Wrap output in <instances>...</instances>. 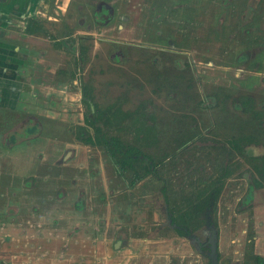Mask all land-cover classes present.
<instances>
[{
	"label": "rangeland",
	"instance_id": "rangeland-1",
	"mask_svg": "<svg viewBox=\"0 0 264 264\" xmlns=\"http://www.w3.org/2000/svg\"><path fill=\"white\" fill-rule=\"evenodd\" d=\"M100 1L117 7L116 18L105 26L92 19ZM131 1L134 8L128 10L123 0H78L75 40L70 37L52 47L37 35L40 39L10 43V48L19 44L27 52L61 48L62 53L46 59V66L49 62L51 68L69 72L78 66L90 105L82 104L79 83L65 86L47 76L19 81L25 104L29 102L24 114L0 112L2 137L15 126L22 131L27 119L42 130L35 143L21 141L19 151L33 147L28 160L15 161L24 159L26 151H9L0 161V217H7L0 235L9 245L0 250V264H11L14 255L18 264H135L134 256L145 247L162 252L143 255L142 264H202L199 240H171L176 233L167 227L168 218L194 231L204 220L202 209L211 203L219 264H254L248 251L255 233L252 222L236 208L261 167L255 160H264V125L235 111L232 98H256L264 124V96L260 99L252 89L264 86V0ZM138 6L145 8L143 14ZM120 15L130 18L121 28ZM70 18L72 27L59 34L52 30L57 38L77 29L75 14ZM243 85L248 86L245 91L239 87ZM86 118L96 122L94 127ZM80 126L89 128L91 137L98 128L103 136L136 148L141 162L121 176L102 146L78 141L85 137L83 130L78 134ZM65 150H73L72 155L59 165ZM13 163L19 171L10 168ZM25 168L31 171L21 170ZM136 176L143 178L129 187ZM263 194L261 188L259 196ZM10 211L25 222H12ZM45 226L48 235L39 232ZM261 229L255 230L259 238ZM81 240L87 250L79 249ZM177 244L184 246L175 255ZM10 246L17 248L15 254ZM181 256L189 258L181 262Z\"/></svg>",
	"mask_w": 264,
	"mask_h": 264
},
{
	"label": "flooded vegetation",
	"instance_id": "flooded-vegetation-1",
	"mask_svg": "<svg viewBox=\"0 0 264 264\" xmlns=\"http://www.w3.org/2000/svg\"><path fill=\"white\" fill-rule=\"evenodd\" d=\"M49 1V5L48 7L50 8L51 6V2L52 4H54L55 0H48ZM71 3V2H70ZM70 3L69 5L65 8V10L63 12L59 11V20L61 21V25L64 24L65 28L66 27H72L71 25H69V21H71L70 16L75 14V28H77L76 30H74V33L72 35H66L65 38H61V37H56L57 34H53L52 30L50 29V32L48 33V35L46 34L45 31H43V33H39V36L42 38H46L49 41H65L67 38L73 37L74 40L77 37L78 38V0L75 1V6L72 9L70 7ZM134 1L131 0H123L122 6L125 7V9H132L133 7ZM151 4V2H150ZM157 5H159V3H156ZM71 8V9H70ZM70 9V12H69ZM61 10V9H60ZM116 10L117 7L115 8V6H113L112 4H109L106 1H100L96 8L94 9V13L92 19L95 20L94 22H97L98 25H108L110 22L113 21L114 18H116ZM138 10L139 12H141L143 14L145 8L143 6H138ZM52 13L54 14L55 7L52 8ZM42 13L45 14L44 10L42 11ZM49 11L47 12V14H45L44 17H41V15L38 16H29L26 18V20L28 19V25L29 24H41L40 22L44 23V25L46 27H48V25L45 23L47 21H50L47 19V16H49ZM69 14V17H68ZM40 18V19H37ZM119 19L121 20L120 24H119V28L126 26L128 23H130V18L129 16H124V15H120ZM150 18H145V20H149ZM3 30V29H2ZM59 34V32H58ZM0 37H3L0 35ZM56 37V38H53ZM82 38V36H81ZM45 40V39H44ZM26 46V45H24ZM15 47V46H14ZM19 48V51L16 53L14 52L13 54L10 53V50H8L7 53H5V55H2V64L4 63V65L0 66V112H16V113H20V115L25 111V107L28 105L29 102H27L25 104V99L23 93H22V82L23 79L22 78H26L25 80L30 81L33 78H37L38 80H45V78H47V76L49 78H51L52 80L56 79L59 83L63 84L66 86V84H68V82H72L73 80L75 81V87L78 86V83L80 84V100L82 102V104L84 105L85 102L86 104L90 105V101L87 98H84L83 95V91H84V85H82L80 82L82 81L81 75H80V69L76 68V72L72 71L69 72L66 69H61L57 66V68L53 69L51 68V66H46L45 63H41L38 64L34 67V63H36V58L40 55V54H44L45 51H36L33 50V48L30 49L29 53L31 55H24L21 53L23 50L20 49L19 44H17V46ZM27 49V47L25 48ZM24 49V50H25ZM35 52V53H34ZM33 53L36 55L34 56ZM23 55V56H22ZM1 56V55H0ZM76 60L78 62V59L80 57V54L78 56V53H76L75 55ZM35 62H34V60ZM27 61H26V60ZM74 65V64H73ZM26 68V69H25ZM30 79V80H29ZM19 81H22L21 83H19ZM55 81V80H54ZM264 81V80H263ZM262 85H264V83H262ZM72 86V85H71ZM244 87L239 86L242 90L245 91V87H248L247 85H243ZM74 87V86H73ZM248 89V88H247ZM252 89H255V91H257V95L259 96V98L261 99V96H264V86H252ZM33 98V97H32ZM263 98V97H262ZM256 98H253L252 96L249 95H236L234 98H232V107L234 108L235 111H238L239 113L249 116V119L251 122H253L254 120H257L258 124L257 126H263V121L260 119L262 118L263 114L261 113L262 111H258L260 109V106L258 105V102L255 100ZM20 103V105H19ZM257 105V106H256ZM256 106V108H255ZM21 108V112L17 109V108ZM263 107V106H262ZM14 114V113H13ZM15 115V114H14ZM19 115V114H18ZM254 119V120H253ZM23 124V129L22 131H20V127H16L11 129L10 131L8 130V133L5 137L0 136V161L3 159H6V152L11 151L14 154H21L22 152L26 151V153H24V159H22L21 157H16L15 161H20V160H28V158L32 155V153L29 151L30 149H32L33 147H24L21 151H19V146H21V141L25 140L26 141V145H28V142L31 143H35L38 139V135L41 133V127L40 124L36 121H34L33 119H27L22 121ZM89 126V125H88ZM87 126V127H88ZM0 130H2L3 125H0ZM84 127L80 126L79 130H78V134H81V130ZM89 128H84L83 132H85L84 134V138L82 139V136L78 137V141L83 143L85 146L89 145V146H100L98 144H96V140H95V136H92V143H86V141H83L86 137L90 136V133L88 131ZM2 132V131H1ZM45 139H48L47 137H45ZM23 141V142H25ZM49 150V149H48ZM17 151V152H16ZM72 151L73 150H65L59 159H57V163L59 165H62L64 160L65 162H67L68 158L71 157L72 155ZM61 150L57 151V154H60ZM248 153H250V151H248ZM107 155V154H106ZM109 157V156H108ZM110 158V157H109ZM113 166L116 168L118 174H120V170L119 168L114 164V161L110 158ZM259 162V167L258 169H256V171H254V173L256 174V178H253L252 182H249L247 184V187L245 189L244 196L243 198L240 200L239 203V207L237 206L236 211L237 213H239V215H243L246 214L250 216L252 225H251V230H253L256 233V228H261L259 233L264 231V223L260 222L257 219H263L264 220V194L259 196V193L261 192V188H264V170L262 169L263 165H264V160L262 159H257L255 160V162ZM24 163V165H27V162H22ZM14 166H11L10 168L12 170L15 171H19V166L18 163H13ZM21 170H25L26 173L30 172L31 169L25 168V169H21ZM121 175V174H120ZM1 177V176H0ZM12 181V179H11ZM140 181V180H139ZM136 181L134 184L132 183V180L128 183L129 187H133L134 185H136L137 182ZM13 182V181H12ZM15 184H18L14 181ZM26 185H29L31 187V182H26ZM48 189L49 187L46 186ZM40 190V189H39ZM240 187L235 186V194L236 193H240ZM217 193L216 195L213 196L214 198V204L217 200ZM231 199V198H230ZM231 202V200H230ZM229 202V204H230ZM226 203H228V201H226ZM225 203V204H226ZM212 204V203H211ZM211 204H208L207 208H203L202 210V214H203V222L202 223H198L197 226L195 227V230L192 231L191 229L189 230V228L187 229L184 226H181L178 221L173 220L172 217L169 216V220L168 223L170 222V226L168 225L167 227L171 228L172 231H174L176 233L175 238H171L172 239H177V240H181V241H185L187 240L188 242H191L194 238L198 239V243H199V252L197 255L198 257L200 256V262L203 264V261H208L209 264H211V258H210V254H211V247H212V242L211 240L213 238L216 239L215 245H216V256H217V260H218V264H219V247H218V235H217V231L213 225V223L211 222L210 219V214L209 211L210 209L212 210V206ZM211 206V207H210ZM210 207V208H209ZM225 210V209H224ZM12 212V211H10ZM11 217H12V222H25V220L20 217L19 215H17V213H11ZM7 218L4 217V215H2V217H0V219H2V221L0 220V230H1V226L3 223V220ZM31 218L30 216L25 217V219H29ZM260 219V221H261ZM253 220H257V223L254 226V222ZM53 223L55 225L60 224V221H56L53 220ZM46 227V228H45ZM42 227L41 230H39L40 233L47 234L46 232H43V230L47 229L49 226H45ZM53 228H61V227H53ZM205 229L208 230V234H206ZM198 230V231H197ZM253 233V232H252ZM255 233H253L251 238L252 240L250 241L249 245H248V251H249V255L251 253V257L254 260L253 256L255 257H260L264 260V254L261 253V249H264V232L262 235H260L261 237L259 238ZM1 234V231H0ZM258 234V233H257ZM199 236H203V240L198 238ZM207 236V237H206ZM17 241H19V239H17L16 237L14 238L15 242L14 244L17 245ZM193 244V242H192ZM121 245V238L118 239V241L115 243V246L118 248ZM175 249H174V254L177 255V253H175V251L180 250L178 249L180 246H184L183 244H177L174 245ZM9 245H6L5 243H3V237L2 235H0V250L2 249H8ZM11 247V246H10ZM79 249H85L87 250L86 246L82 245V240L80 241V247ZM12 251L13 254H15L17 248L16 247H11V249H9ZM8 251V250H7ZM144 253H136V255L134 257H137L138 259H133L136 263L135 264H142V259L141 257L143 256V258H146V256L148 255L147 253H150L151 251L159 253L162 252V249L158 248L156 250H150V249H146V247L144 248ZM95 252V251H93ZM123 253V252H122ZM156 256V255H155ZM158 256V255H157ZM1 257V256H0ZM129 257V256H128ZM188 256H181V262L188 259ZM179 258H177L178 261ZM99 261V260H97ZM0 262H3V260H0ZM46 262H48L46 260ZM43 262L42 264L46 263ZM82 263V262H81ZM128 263V262H127ZM255 263V261H254ZM11 264H18L17 261V256L14 255L12 257L11 260ZM133 264V263H132Z\"/></svg>",
	"mask_w": 264,
	"mask_h": 264
},
{
	"label": "crops",
	"instance_id": "crops-1",
	"mask_svg": "<svg viewBox=\"0 0 264 264\" xmlns=\"http://www.w3.org/2000/svg\"><path fill=\"white\" fill-rule=\"evenodd\" d=\"M71 1L72 0H55L54 7L56 11H54L55 15H52L53 14L52 7L51 6L50 8L48 7V5L50 4L48 0H0V35L3 36L0 37V55H1L0 59L3 58L2 55L4 56V52H8V50H10V53L12 54L17 50L19 51V48L16 47L17 44H14L13 48H10L11 41H16V42L25 41L24 38L26 39L30 38V40L33 41L34 39L39 38L37 37V35H39L40 32L43 33V31H45L46 34H48L50 30L48 31L47 28L61 33L63 27L65 28V26L64 24L61 25L62 20H59L58 17L59 11L63 12ZM43 10L45 14H47L48 11L50 13L49 16H47V19L49 20L50 18V21L45 22L48 25V27H46L42 22H40L41 24L38 25L37 23L36 24L32 23L28 25V19L26 20V18L33 15L34 16L41 15V17H44L45 14L42 13ZM30 26H33L31 27L32 32L29 31ZM55 31H53L52 33L55 34ZM10 36L14 38L9 39ZM60 40L58 42H60ZM40 42H46V41L43 39ZM58 42L50 41V43H52V47L53 45H55V43ZM45 44L49 45V42H46ZM45 44L43 43V45ZM43 45L40 44L39 48L42 47ZM33 50H35V48H33ZM42 50L43 49H39L36 51H42ZM61 50H62L61 48L57 47L54 49L52 48V50L47 51V53L45 52L44 54H40L36 58V63L37 64L45 63L46 59H50V57L53 56L55 53L56 54L62 53ZM29 51L30 50H28V52L27 50H23V52H27L28 54ZM34 53L33 55L36 56ZM2 60H0V66L4 65V63L2 64ZM46 63L48 66H50L49 62Z\"/></svg>",
	"mask_w": 264,
	"mask_h": 264
},
{
	"label": "trees",
	"instance_id": "trees-1",
	"mask_svg": "<svg viewBox=\"0 0 264 264\" xmlns=\"http://www.w3.org/2000/svg\"><path fill=\"white\" fill-rule=\"evenodd\" d=\"M31 27L33 26L29 27L30 32H32ZM83 95L84 98H87L86 91L83 93ZM114 114L115 115L118 114L121 118H123L124 115L121 112L119 113L117 111L114 112ZM86 123L91 127H94V124L96 122L94 120L86 118ZM82 130H84V128ZM95 140H96V144L102 146L104 148L105 153L114 161V164L120 170L121 176L124 175V172L127 168H133L134 166H137V163H139V161L141 162L140 153L136 148L123 145L118 138L103 136L101 133H99L98 128H96ZM83 141H86V143H92L91 136L86 137ZM145 160H148V158L143 157L142 161ZM147 173L148 170H146L145 174ZM142 178L143 176H136L135 179H132V183L134 184L136 181H139ZM253 258L255 261L254 264H264V260L262 258L255 256H253Z\"/></svg>",
	"mask_w": 264,
	"mask_h": 264
},
{
	"label": "water",
	"instance_id": "water-1",
	"mask_svg": "<svg viewBox=\"0 0 264 264\" xmlns=\"http://www.w3.org/2000/svg\"><path fill=\"white\" fill-rule=\"evenodd\" d=\"M211 242H212L211 254H210L211 264H218V260L216 256V245H215L216 239L213 238Z\"/></svg>",
	"mask_w": 264,
	"mask_h": 264
}]
</instances>
